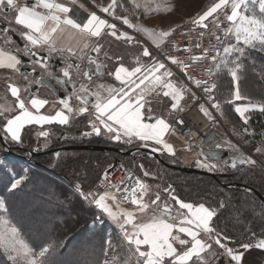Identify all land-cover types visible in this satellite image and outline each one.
Segmentation results:
<instances>
[{"label": "snow or ice", "instance_id": "obj_1", "mask_svg": "<svg viewBox=\"0 0 264 264\" xmlns=\"http://www.w3.org/2000/svg\"><path fill=\"white\" fill-rule=\"evenodd\" d=\"M93 3L105 16L91 11L86 20L78 22L70 15L71 7L61 0H0V20L5 22L0 27V69L20 73L27 82L23 89L15 84L8 85V91L15 99V108H0V131L3 132L0 139L5 143H24V138L32 134L29 126L36 125L40 129L37 138H44L43 148H47L52 134L44 129L45 125L74 126L79 122L78 118H83L88 130L81 132L82 137L102 136L124 145L138 143V148L174 157L175 149L166 137L174 135L175 128L163 115L156 114L150 97L168 98L174 111H183L181 101L186 96L193 101L204 99V103L197 105L198 109L213 123L218 121L212 110L223 116L222 103L233 105L234 112L245 126L249 124L251 112L264 113V103L251 102L240 88L244 60L252 51L264 53V0H209L187 21L191 25L189 32L195 33L198 41H203L206 36L214 37L222 45V50L217 48L215 54H211L215 46L210 40L207 47L200 42L185 45L184 52L191 54L194 47L200 50V54L186 56L183 60L168 54L172 46L168 49L162 47L177 31L176 28L157 31L140 22L144 16L161 11L155 0H108L106 4L93 0ZM174 9L175 5H172L163 10L171 13ZM118 10L125 14L117 15ZM129 30L146 36L164 59H157L149 47ZM14 33L23 41L22 46L13 39ZM105 36L140 45L142 57L148 58L150 63L141 64L139 59L135 66L120 63L114 71L107 73L116 84L95 83L93 75L100 77L104 68L99 56L104 51L101 40ZM175 50L181 51L178 47ZM53 56L61 61L57 72L52 70L50 63ZM23 57H27L30 64L28 72L21 69ZM85 61L86 69L82 67ZM200 61L210 63L193 66ZM173 67L189 83H177ZM38 68L41 75H33ZM205 68L215 79L225 72L230 77L232 87L223 100L217 99L219 89L215 80L195 78L196 73ZM45 77L55 80L67 93L51 102L54 114L41 113L40 110L50 101L33 93L34 85L49 86ZM193 88L202 96H197ZM239 101L248 102L236 103ZM12 111L16 114L5 115ZM173 120L176 124H184L179 117H173ZM243 133L252 135L247 127L243 128ZM236 134L240 135L239 132ZM225 147L239 151L231 140L214 145L217 150ZM256 152L264 154V147L256 148ZM60 155V152L54 153L57 158ZM214 157L215 152H206L201 145L195 166L210 172L222 171L219 159L212 162ZM237 160L240 165L257 163L251 156L240 155L231 158L233 169L237 167ZM172 162L178 161L174 159ZM139 167L144 177L158 178V173L149 171L143 164ZM0 170L11 177L6 186L9 193L20 189L28 180V169H23V174L17 173L3 160H0ZM111 175L105 170L103 192L98 188L85 191L80 182L72 185L73 195L98 210L90 231H94L105 217L115 225V241L113 234H108L104 240L103 259L85 256L82 264H209L206 254L213 250V245L221 251H212V256L226 257L225 264H243L245 253L252 248L264 250V234L257 237L253 232L255 243L234 241L214 225L218 215L216 209L205 203L185 202L175 195L170 184L163 189L166 198L162 199L161 192L156 191L154 198L146 199L151 187L139 176L129 170L126 180L111 183ZM156 187L159 189V185ZM123 203H128L130 209L122 207ZM219 207H225L224 203L221 202ZM260 215L264 217V209ZM65 247L64 241L58 243L45 238L32 242L27 239L23 225L11 215L9 202L0 196V264H55L52 257Z\"/></svg>", "mask_w": 264, "mask_h": 264}, {"label": "trees", "instance_id": "obj_2", "mask_svg": "<svg viewBox=\"0 0 264 264\" xmlns=\"http://www.w3.org/2000/svg\"><path fill=\"white\" fill-rule=\"evenodd\" d=\"M107 2L108 0H97V3ZM261 63H264V53L252 51L247 56L244 60L240 88L250 99L264 103ZM218 82L219 94L223 100L232 87L231 80L225 72L221 74ZM224 105L232 109L231 105ZM250 115V124L256 130L264 131V113L254 112ZM235 116L241 121L236 114ZM223 117L227 118L225 113ZM78 121L74 126L68 127L60 140L54 139L50 146L39 148L38 151H33L29 147L28 144L32 143L9 142L4 145L0 139V155L7 159L9 167H14L20 174H23V169H28V180L14 193H9L6 189L11 179L10 175L0 170V196L9 202L11 215L23 225L27 239L35 242L47 238L58 243L64 241L67 244V247L60 248L52 257L55 264H82L85 256L89 258L87 255L89 252H99L103 249L108 234H113L115 241L113 233L115 226L107 218L98 223L94 231H90L96 212L78 195L72 194V185L80 182L85 190L92 189L99 177L105 170L111 168L117 159L133 168L150 185L153 195L160 191L162 199L166 198L163 189L170 184L175 189V195L185 202L205 203L207 206L219 208L213 223L234 241L255 243L256 238L252 237V233L255 232L257 237L264 234V217L260 215L261 209H264V201L256 193L259 192L264 197V168L259 164L231 168L227 173H218L219 179L211 175L187 173L171 168L159 158L147 154L138 148V143L124 145L110 142L102 136L82 137L80 128L84 127L87 130L86 123L83 118H79ZM0 133L3 135L2 131ZM260 133L262 134L259 131L255 136L256 139L261 138ZM70 145H109L123 150H134V153L120 155L106 150L62 149L58 151L61 153L59 158L54 156L57 151L53 149ZM42 151L46 153L36 154ZM160 157L168 164L183 166L176 158L165 154H160ZM174 159L178 162L173 163ZM26 163L31 167H27ZM53 164L56 166L52 167ZM140 164L149 171L158 173V178L144 177L139 168ZM156 185H159V189ZM169 202L174 204L173 201ZM221 202L225 207H219ZM254 249L256 248L251 250ZM256 250L260 251L264 263V250Z\"/></svg>", "mask_w": 264, "mask_h": 264}, {"label": "rangeland", "instance_id": "obj_3", "mask_svg": "<svg viewBox=\"0 0 264 264\" xmlns=\"http://www.w3.org/2000/svg\"><path fill=\"white\" fill-rule=\"evenodd\" d=\"M61 2L66 3L65 0H61ZM82 2L85 3L86 7L89 10L96 11L97 13L99 12V9L96 7V4H94L92 0H83ZM208 2H209V0H155V4L160 5L161 11H159L156 14L151 15V16H144L140 22L143 23L145 27L155 28L157 31H159L161 29L168 30L169 28H177L178 26L187 23V21L190 18L194 17L201 10L202 6L207 5ZM155 4H154V6H155ZM172 5H175V9L171 13H168V12L163 10L165 6H172ZM124 14L125 13H123L119 10L117 11V15H124ZM108 19L110 20V22H112L111 18H108ZM4 23L5 22L3 20H0V26L4 25ZM117 23H118V27H119L120 26L119 22H117ZM13 27H15V25H13ZM122 30H126V29H122ZM129 31L131 33V30H129ZM131 34L135 35L136 39L138 41H141L142 44L144 45V40L140 39L141 36L139 33H131ZM101 43L103 45L104 51L100 54L99 57H102L103 60H106L105 53H107V59L109 62L112 59H114V61L116 62L117 58L120 56V54L123 53V50H126V51L130 50L131 51V50L135 49V51H138L140 53V55L142 56L140 45L127 44L122 40L117 41L110 36H105L101 40ZM163 48L165 49V46H163ZM260 66H261L260 76H261L262 81L264 82V63H261ZM262 68H263V70H262ZM30 79H31V76H30ZM9 84H15L18 87H20L21 89H23L25 87L26 83L23 80L20 73L13 72L11 70L0 71V108H13V109L15 108V99L13 97H11V94L8 91V85ZM44 89H46V88H44ZM216 95H217V99L222 100V96L219 94V91L217 92ZM158 98H160V97H158ZM158 98H155L153 100L160 102L158 100ZM250 101L253 103H263L261 101L253 100V99H250ZM247 102L248 101H239L236 103L243 104V103H247ZM225 106L226 105H224V103H222V111H223V113H225L227 118H224L220 112H216V114L218 116V118H217L218 122L215 124L213 131L214 130L217 131L222 143L225 140H231L237 146V149H239V151H237L236 149L228 150L226 147L224 149H227L231 153L240 152L245 157L251 156L252 159L257 161L256 164H259L260 166H262L264 168V154L256 152V148L264 147V139H263L264 131L256 130L254 128V126L250 124V122L246 126L243 125V123H242V125H239V123L241 124L242 121H239V119L237 120V118L235 116L236 113L234 112V110L231 111L234 106L231 105V107H232L231 110L229 109V107H227V106L225 107ZM14 112L15 111L7 112V113H5V115L11 116V114H13ZM254 112H259V111H253L250 114H252ZM213 115H214V113H213ZM0 119H2V118H0ZM233 123L236 126H234ZM237 126H240V128H238ZM0 127H2V126H0ZM244 127H247L252 132V135H248V134L243 133ZM259 131L262 132V134L261 133L259 134L261 138L256 139L255 136L258 135ZM237 132H239L240 135H237L236 134ZM28 145H30L29 147H31V149H36L37 147L43 148L35 142H33V144H28ZM198 149L200 151L201 147L198 146ZM148 150H150V149H148ZM159 154H161V153H159ZM0 160L5 161L7 166L9 167L8 161L4 156L0 155ZM25 165L27 167H31L29 163H26ZM127 167H129V166H127ZM25 169H27V168H25ZM200 169H202V168H200ZM85 191H88V190H85ZM89 206L95 210L96 214H98V210H96L94 208V206H92V205H89ZM121 206L124 208L130 209V205L128 203H123ZM218 251H221V250L218 249ZM97 252L98 251L89 252L87 254V255H89V259H100V260H102L103 259L102 250L100 249V251L98 252V255L96 254ZM111 254L112 253L109 252V256H111ZM213 257L214 256L208 257L207 260L209 261ZM222 258H224V257L218 258L217 261H220V260L222 261Z\"/></svg>", "mask_w": 264, "mask_h": 264}, {"label": "crops", "instance_id": "obj_4", "mask_svg": "<svg viewBox=\"0 0 264 264\" xmlns=\"http://www.w3.org/2000/svg\"><path fill=\"white\" fill-rule=\"evenodd\" d=\"M65 1H66V3L65 2H63V3H65L66 5L71 7L72 12L70 13V15L74 19H76L78 22L86 20L89 12H91V10H89L86 7L85 3L82 2L83 0H65ZM97 14L101 15L102 17L105 16L103 13H100V12H98ZM15 27H17V26H15ZM139 34L142 37V38L140 37V39L144 40V45L148 46L150 51L153 52V55L157 59H159V57L156 53V50H155L156 48L151 44V42L148 40V38L146 36H144L141 33H139ZM18 38H19V41H16V42H17V44L22 46L23 41L20 39L19 36H18ZM119 58L120 59L119 60L117 59L116 62L112 58H111L112 60L109 62L108 59L106 58V60H104V61L106 62L107 66L103 68V72L101 73L100 77H97V76L93 77V81L95 83H103V84L113 85V84H116L117 82H115L112 77L108 76L107 73L109 71H114L115 67H117L120 63H123L125 66H135L137 59L140 60L141 64L150 63L148 58L142 57L138 51H135V49L131 50V51L130 50H127V51L123 50V53L120 54ZM50 63L52 64V70L54 72H57L58 71V68H57L58 65L56 66V68H54V66H55V63H59V65L61 64L60 59L56 56H53ZM23 65H25L28 68V70L30 69V64L28 63V58H27V61H25L23 63ZM86 65H87V62L86 61L83 62L82 66L85 67ZM0 71H8V69H0ZM26 72H28V71H26ZM39 75H41V70L38 68L36 76H39ZM25 83H27V82L25 81ZM44 88H46V89H44ZM33 93L35 95L39 96L40 98L48 99L50 101V103L48 105H45V107L40 110L41 113H43V114H54V109L52 108L51 102L56 101L59 96L56 93H54L50 88L43 87V86H38V88ZM66 95H67V93H66ZM150 99H152V106L155 109L156 114L157 115H163L164 118H166L170 122H172L173 113L168 109V107L165 105V103L162 101V99L158 98V100L160 102L154 101L152 97H150ZM15 114H16V112H14L11 115H15ZM29 127L31 129L32 134L30 136H26L24 138L25 143H32L33 144V142H35V143L39 144V146L43 147V144L45 143V139L42 137L37 138V135H36V133L40 130L38 128V126L32 125ZM68 127H70V126L45 125L44 129L50 130V132L52 134L51 138L47 141L48 146H50L53 143V140L56 139L55 135L57 133L63 131L64 135H65L67 130H68ZM80 129H81L80 132H83L86 130L84 127L80 128ZM166 139H168V142L173 145L176 154L174 157L170 156L166 153H163V154L168 155V156L173 157V158H176V160H179L183 166L198 168L195 166L194 161L197 159V153L199 152L198 146H200V145H191L187 138H184V137L176 135V134L167 136ZM31 141H33V142H31ZM111 223L113 224V222H111ZM212 251L219 252L218 246L213 245V250H210V253L206 254V259L208 257H212V255H211ZM259 253H260V251H257L256 249L246 252L244 255L243 264H264L262 262V259H261V253L260 254ZM226 259L227 258L224 257V258H222V261L220 260L217 262H218V264H225Z\"/></svg>", "mask_w": 264, "mask_h": 264}, {"label": "built area", "instance_id": "obj_5", "mask_svg": "<svg viewBox=\"0 0 264 264\" xmlns=\"http://www.w3.org/2000/svg\"><path fill=\"white\" fill-rule=\"evenodd\" d=\"M1 25L0 27H2ZM191 28L190 24H182L178 26L176 29L177 31L173 33L172 37L169 38V40L164 44L165 49H168L170 46H172V50L168 53L172 56H179L180 59H184L186 56L189 55H199L200 50L193 47V51L191 54L184 52L183 48L185 45H195V43L200 42L204 47H207L209 44V40L211 43L215 46L211 49V54H215V50L217 48L222 50V45L215 40L214 37H208L206 36L203 41H198L196 34L189 32V29ZM199 31V30H198ZM188 33L187 35H184V33ZM14 39V36H13ZM15 40V39H14ZM180 48L181 51H176V48ZM156 53L160 60L164 59V56L160 53L159 50L155 49ZM99 60L104 65V60L102 57H99ZM210 63L209 61H200L198 63H194L193 66L195 67H201L202 65H206ZM171 66V65H170ZM173 71L176 73V77L178 78L177 83L183 84V83H189L186 78L182 76V74L176 70L173 67ZM188 71H191V69H188ZM195 78L197 79H210L215 80V82L218 85L219 89V82L218 79H215L214 77H210L207 73L206 68L204 70H201L196 73ZM193 91L196 92L197 96H202V93L193 88ZM217 94V93H216ZM160 99L167 105L168 109L173 113V117H179L184 121L183 125L176 124L174 120H172L173 127L175 128V134L182 136L184 138H187L189 143L191 145H200L204 138L210 133V131H213L215 124L212 121L208 120L207 117H205L202 113H200L198 109L199 103H204V99H201L200 101H193L190 97L186 96L184 100L181 101V105L183 107V111H174L170 108L168 98H165L163 96H160ZM207 107L208 105L205 104ZM214 113V116L218 118L216 111L212 110ZM231 153V152H230ZM227 160L226 158L220 161V166L223 168L222 171H215L216 173H227L232 167L230 161L228 163H224L223 161ZM123 166V167H121ZM131 171L134 176H139L136 171L131 168L127 167L122 161H119L116 165H113L111 168H109L107 171L111 172L112 175L109 176V181L111 183H119L121 180H126L127 172ZM104 174V173H103ZM103 174L99 177L97 182L95 183L94 187L92 189L98 188L100 192H103L105 189L102 186L105 182L102 180ZM140 177V176H139ZM141 178V177H140ZM142 179V178H141ZM143 180V179H142ZM114 191V190H113ZM154 198V195L152 192H150V196L146 197V199ZM212 208L217 210V213H219V208L212 206ZM217 257H213L211 260H209V264H218Z\"/></svg>", "mask_w": 264, "mask_h": 264}, {"label": "water", "instance_id": "obj_6", "mask_svg": "<svg viewBox=\"0 0 264 264\" xmlns=\"http://www.w3.org/2000/svg\"><path fill=\"white\" fill-rule=\"evenodd\" d=\"M14 39L16 41H19V38L16 34H13ZM24 62L27 61L26 57H23ZM59 65V63H55L54 68H56V66ZM21 69L22 71L26 72L28 71V68L25 65H21ZM103 72V69H102ZM37 75V72L34 74ZM45 79L48 80V88H50L54 93H56L59 97L65 96V92L62 91L60 89V87L58 86V84L55 82V80L45 77ZM39 85H34L33 86V92L38 88ZM64 135V132L61 131L59 133H57L55 135L56 139L60 140L62 138V136ZM3 135L0 133V137H2ZM1 141L4 143V145H7L2 139ZM216 143H222V141L220 140V137L217 133V131H211L202 141V143L200 144L203 145V150L206 152H215V157L213 158V161L215 162L217 159H219L220 161H222L223 159H227L228 161H230L231 163V158H235L237 156L243 155L242 153H236V154H230V152L227 149H215L214 145ZM62 149H67V150H101V151H111L120 155H131L134 153V150H123L119 147H115V146H109V145H70V146H66L63 148H58V149H53V151H61ZM141 150H144L145 152H147V154L151 155V156H155L157 158H159L163 163H165L166 165L170 166L171 168L174 169H178L187 173H197V174H205V175H211L217 179H219L220 175L214 172H210L207 170H203V169H199V168H195V167H187V166H179V165H175V164H168L164 161V159H162L160 157L159 153H153L151 152V150H148L146 148H140ZM46 153V151H42V152H36V154H44ZM244 156V155H243ZM119 162V160L117 159L114 163V165H116ZM242 166L239 163V160H237V167ZM236 167V168H237ZM235 168V169H236ZM257 195L264 201V197L259 193L256 192Z\"/></svg>", "mask_w": 264, "mask_h": 264}, {"label": "flooded vegetation", "instance_id": "obj_7", "mask_svg": "<svg viewBox=\"0 0 264 264\" xmlns=\"http://www.w3.org/2000/svg\"><path fill=\"white\" fill-rule=\"evenodd\" d=\"M107 66V64H106V62L104 61V67H106ZM83 68H87V65L84 67L83 66ZM93 77H95V75H93ZM59 87H60V89L62 90V91H64L65 92V90L60 86V85H58ZM65 94H66V92H65Z\"/></svg>", "mask_w": 264, "mask_h": 264}]
</instances>
